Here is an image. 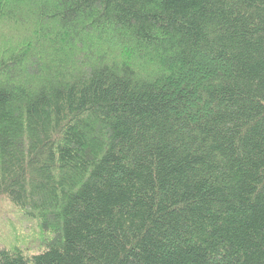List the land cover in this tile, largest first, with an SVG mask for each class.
I'll use <instances>...</instances> for the list:
<instances>
[{"label": "trees", "instance_id": "1", "mask_svg": "<svg viewBox=\"0 0 264 264\" xmlns=\"http://www.w3.org/2000/svg\"><path fill=\"white\" fill-rule=\"evenodd\" d=\"M0 264H264V0H0Z\"/></svg>", "mask_w": 264, "mask_h": 264}]
</instances>
